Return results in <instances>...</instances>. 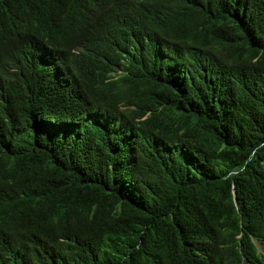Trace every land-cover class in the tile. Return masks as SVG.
<instances>
[{"label":"trees","instance_id":"trees-1","mask_svg":"<svg viewBox=\"0 0 264 264\" xmlns=\"http://www.w3.org/2000/svg\"><path fill=\"white\" fill-rule=\"evenodd\" d=\"M254 241L264 0H0V264H264Z\"/></svg>","mask_w":264,"mask_h":264},{"label":"clouds","instance_id":"clouds-1","mask_svg":"<svg viewBox=\"0 0 264 264\" xmlns=\"http://www.w3.org/2000/svg\"><path fill=\"white\" fill-rule=\"evenodd\" d=\"M121 74H126V71L123 70L122 67H116V68L114 69V71L110 74V78H109V80L111 81V78H112V79H115V78H117L118 76H120ZM72 106H73V108H75L76 103H75V104L73 103ZM254 246H255L256 250H257L259 253H264V247H260V246L257 244L256 241H254Z\"/></svg>","mask_w":264,"mask_h":264}]
</instances>
